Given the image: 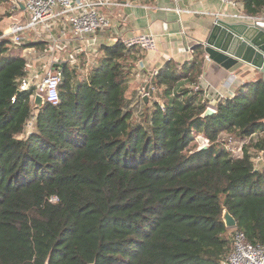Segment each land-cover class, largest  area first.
Wrapping results in <instances>:
<instances>
[{"label": "trees", "instance_id": "16d2710c", "mask_svg": "<svg viewBox=\"0 0 264 264\" xmlns=\"http://www.w3.org/2000/svg\"><path fill=\"white\" fill-rule=\"evenodd\" d=\"M237 1L264 17V0ZM22 46L0 40V264H223L224 211L264 245V164L248 154L264 151V138L242 158L218 142L264 133L260 78L202 118L196 46L191 63L156 73L163 109L152 102L136 123L124 43L102 46L87 80L65 65L60 102L40 109L33 87L19 89ZM198 135L210 146H197Z\"/></svg>", "mask_w": 264, "mask_h": 264}, {"label": "crops", "instance_id": "0c3cea01", "mask_svg": "<svg viewBox=\"0 0 264 264\" xmlns=\"http://www.w3.org/2000/svg\"><path fill=\"white\" fill-rule=\"evenodd\" d=\"M108 1L121 4L100 9L99 13L106 16L110 26L82 39L73 36L65 20L50 22L26 34L25 43L17 53L26 60V73L23 78L29 82L30 87L42 80L48 66L62 70L68 65L77 71L76 81L87 80L90 72L103 58L102 46H112L117 41L125 44L142 37L152 39L153 48H143L140 44L128 48L130 58L127 62L130 70L124 83L126 107L133 110L136 123L141 111L142 115L147 111L149 113L153 105L151 100H147V106L143 107L139 91L150 80H154L156 73L169 62L177 66L191 63L196 46H201L202 63L195 87L201 92L206 107H215L221 100L241 92L248 82L260 78L252 69L229 73L216 64L205 61L202 43L215 21L238 22L219 14L244 12L241 3L232 8L218 0ZM0 14L2 32L13 18L3 4L0 5ZM25 20L22 14L21 21ZM255 134L253 139L264 138L263 132Z\"/></svg>", "mask_w": 264, "mask_h": 264}, {"label": "built area", "instance_id": "2783aa9c", "mask_svg": "<svg viewBox=\"0 0 264 264\" xmlns=\"http://www.w3.org/2000/svg\"><path fill=\"white\" fill-rule=\"evenodd\" d=\"M218 1L232 8L239 6L237 0ZM2 4L8 10L9 16L13 18V21L1 32L0 40L8 39L15 46H21L25 43V37L29 31L59 20H65L71 28L73 36L77 39H82L88 34H93L110 26L106 16L97 11L99 8L121 5L118 2L108 0H0V5ZM22 14L26 18L25 21H21ZM219 15L231 17L242 23L255 24L262 22V25H264V17L248 16L245 12L238 11L228 15ZM137 44H140L143 48H153V40L145 37L128 41L125 46L130 48ZM61 82V70L48 66L44 70L42 80L33 86L32 100L35 95H40L44 98L46 104L57 105L60 102L59 86ZM29 88V82L22 78L19 86L20 91H25ZM193 89L200 92L195 86ZM156 94L157 88L154 85V80H150L147 86L139 91V98L140 101H143V97H147V100L152 102L156 101L163 109V104L158 100ZM212 108L215 109V107ZM28 128L31 129L30 124ZM254 136L256 134L248 138L237 139L228 135L226 142H223L221 137L218 142L232 157L242 158L244 148L259 140L253 139ZM195 142L199 147L207 148L210 146V141L200 135L196 137ZM252 151L253 153H251ZM248 154L251 155V161L255 168L263 164L261 152L250 148ZM51 201L56 202L57 199L52 198ZM226 237L230 242V250L223 264H264V245L250 242L244 232L237 228V225L230 229L226 228Z\"/></svg>", "mask_w": 264, "mask_h": 264}, {"label": "water", "instance_id": "95a60500", "mask_svg": "<svg viewBox=\"0 0 264 264\" xmlns=\"http://www.w3.org/2000/svg\"><path fill=\"white\" fill-rule=\"evenodd\" d=\"M202 47L206 63H214L229 73L252 69L264 82V25L262 22L247 24L216 20ZM142 100L144 104L147 103V97H143ZM33 103L37 109L46 105L44 98L40 95H35ZM215 113V109L208 106L201 117L206 118ZM261 159L264 162V151L261 152ZM223 221L227 229L236 226L234 218L227 211H224Z\"/></svg>", "mask_w": 264, "mask_h": 264}, {"label": "rangeland", "instance_id": "374dc122", "mask_svg": "<svg viewBox=\"0 0 264 264\" xmlns=\"http://www.w3.org/2000/svg\"><path fill=\"white\" fill-rule=\"evenodd\" d=\"M133 1H134V0H133ZM100 9H101V8H99L97 11L100 12V11H101ZM5 16H8V15L6 14ZM25 40H26V39H25ZM17 51H18V50H17ZM15 52H16V51H15ZM158 100L161 101V102H163V101H162V98H159V97H158ZM30 125H31V124H30ZM227 137H228V135H221V140H222L223 142H226L227 139H228ZM251 153H253V151H252ZM229 244H230V242H229Z\"/></svg>", "mask_w": 264, "mask_h": 264}]
</instances>
